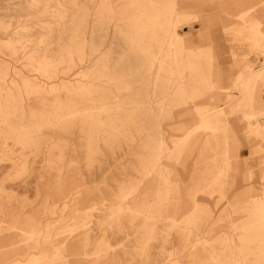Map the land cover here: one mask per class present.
<instances>
[{
    "label": "rangeland",
    "instance_id": "1",
    "mask_svg": "<svg viewBox=\"0 0 264 264\" xmlns=\"http://www.w3.org/2000/svg\"><path fill=\"white\" fill-rule=\"evenodd\" d=\"M220 2L0 0V264H264L262 9Z\"/></svg>",
    "mask_w": 264,
    "mask_h": 264
},
{
    "label": "crops",
    "instance_id": "2",
    "mask_svg": "<svg viewBox=\"0 0 264 264\" xmlns=\"http://www.w3.org/2000/svg\"><path fill=\"white\" fill-rule=\"evenodd\" d=\"M242 3V4H240V3ZM256 4H258V5H261V9H262V11L261 12H259V14H260V17H257V18H255V23H256V25H254L255 27H257V28H259V29H264V0H239V1H237V6H234V8H237V10L239 9V8H241V6H242V8H251V7H253V6H255ZM241 8V9H242ZM229 18H231V17H229ZM235 18V17H234ZM231 19H233V18H231ZM232 30H234L235 31V33L237 34V37L239 38V35H238V31H237V29L236 28H234V29H232ZM264 33V32H263ZM245 50H247V48L249 49V50H251V49H253V51H255V52H258L257 50H256V48H255V46L253 45V44H247L245 47ZM264 51V50H263ZM262 51V52H263ZM262 52H260V53H262ZM245 55H247L246 54V52H244V53H242V54H236L235 56H234V62H235V64H236V66H238L239 67V63L240 62H245ZM257 106V105H256ZM258 107H253V108H251L249 111H253V110H256ZM258 118H255V120H257ZM245 120L247 121V123H252V122H254V120H250V119H248V118H246L245 117ZM263 126V128H264V124L262 125Z\"/></svg>",
    "mask_w": 264,
    "mask_h": 264
},
{
    "label": "bare ground",
    "instance_id": "3",
    "mask_svg": "<svg viewBox=\"0 0 264 264\" xmlns=\"http://www.w3.org/2000/svg\"><path fill=\"white\" fill-rule=\"evenodd\" d=\"M237 1H239V0H221V4L222 5H224V6H232L231 7V9H230V13H228V11L226 12V13H228L227 15H229L228 17H231V18H234V17H236L237 15V8H234V6H237ZM240 3V2H239ZM240 4H242V3H240ZM223 6V7H224ZM241 8H242V6H241ZM33 36V35H32ZM264 70V69H263ZM259 72H260V70H259ZM174 73V72H173ZM255 74V73H254ZM253 74V75H254ZM249 75H250V73H249ZM252 78V77H251ZM250 79V78H249ZM252 79H254V78H252ZM194 110V109H193ZM253 113V112H252ZM217 127V126H216ZM186 140V139H185ZM183 144H184V142H183ZM186 144V143H185ZM184 144V145H185ZM182 147H184V146H182ZM210 147V146H209ZM162 148V147H161ZM185 148V147H184ZM227 149V148H226ZM222 150H223V148H222ZM227 152V151H226ZM161 154V153H160ZM163 154V153H162ZM3 255V254H2ZM10 255V254H9ZM5 256V255H4ZM8 256V255H7ZM11 256V255H10ZM9 256V257H10ZM3 257V256H2ZM4 258V257H3ZM8 258V257H7ZM11 258V257H10ZM9 258V259H10ZM2 259V258H1ZM9 261V260H8ZM4 262H5V260H4Z\"/></svg>",
    "mask_w": 264,
    "mask_h": 264
}]
</instances>
